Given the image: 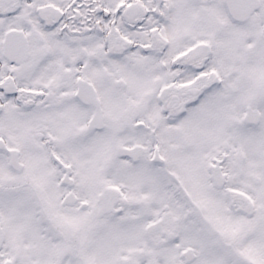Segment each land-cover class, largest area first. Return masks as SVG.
<instances>
[{
  "label": "snow or ice",
  "instance_id": "snow-or-ice-1",
  "mask_svg": "<svg viewBox=\"0 0 264 264\" xmlns=\"http://www.w3.org/2000/svg\"><path fill=\"white\" fill-rule=\"evenodd\" d=\"M0 264H264V0H0Z\"/></svg>",
  "mask_w": 264,
  "mask_h": 264
}]
</instances>
